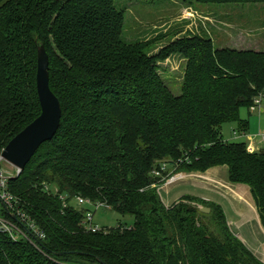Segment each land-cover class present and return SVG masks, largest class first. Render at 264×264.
Returning a JSON list of instances; mask_svg holds the SVG:
<instances>
[{
	"label": "trees",
	"instance_id": "obj_1",
	"mask_svg": "<svg viewBox=\"0 0 264 264\" xmlns=\"http://www.w3.org/2000/svg\"><path fill=\"white\" fill-rule=\"evenodd\" d=\"M116 1L0 0V159L41 115L39 44L62 108L56 136L7 184L45 239L14 240L0 228V264H263L220 206L185 196L168 207L158 191L180 162L184 172L226 166L231 184L250 188L264 226V151L228 143L220 131L231 123L245 129L241 109L264 96V50L218 49L211 38L190 35L153 55L151 41L125 40ZM175 55L186 61L179 95L159 72ZM162 164L170 169L156 177ZM93 204L134 225L85 231V207ZM3 207L0 218L21 224ZM211 217L213 230L205 224Z\"/></svg>",
	"mask_w": 264,
	"mask_h": 264
},
{
	"label": "rangeland",
	"instance_id": "obj_2",
	"mask_svg": "<svg viewBox=\"0 0 264 264\" xmlns=\"http://www.w3.org/2000/svg\"><path fill=\"white\" fill-rule=\"evenodd\" d=\"M116 5L126 15L123 35L125 40L151 41L149 51L153 55L158 54L173 40L190 35L214 39L216 48L227 44L233 47L264 50V45L261 43L264 41V31H261V25H264V5L201 4L195 0H117ZM257 29L261 33H258ZM256 37H260L261 41ZM185 63L182 56L175 55L159 64L160 74L177 95L181 92V87L177 85L184 76ZM255 111L254 113L251 109H241L240 119L244 121L249 119L250 127H254V136L258 134L264 136V114H260L259 108ZM220 131L225 141L235 139L234 133H239L235 123L223 125ZM238 141L241 142L242 139ZM3 167L13 173L11 165L5 163ZM184 174L190 176L169 186L173 177L182 178ZM199 175H201L199 172H184L181 167L172 169V173H169L158 191L163 203L170 206L174 202L178 203L185 196L213 202L211 182ZM222 206L227 212V207ZM85 209L94 212V223L103 230H110L119 225L133 226L135 222L133 217L122 216L106 206H102L97 211L89 207ZM228 216H231L230 211L227 212ZM205 224L212 230L215 229L212 217L206 219Z\"/></svg>",
	"mask_w": 264,
	"mask_h": 264
},
{
	"label": "crops",
	"instance_id": "obj_3",
	"mask_svg": "<svg viewBox=\"0 0 264 264\" xmlns=\"http://www.w3.org/2000/svg\"><path fill=\"white\" fill-rule=\"evenodd\" d=\"M261 31L258 30L257 32L261 33ZM258 38L261 41L260 37H256V39ZM213 42L215 44L214 39ZM261 43L264 45V41H261ZM223 48H231L237 50H248V49L256 50L253 48H244V47H236V46L233 47L227 44H225L222 47H219L218 49H223ZM260 50L261 49H258L256 51H260ZM262 101L263 102L261 103L260 107H258L260 114H264V98L262 99ZM255 112L256 111H254V113ZM241 122L246 124V128L241 129L240 126L236 124L237 129L239 131V133L237 132L234 133V138L236 140L231 139L230 141H226V142L245 143L247 145V148L249 146L254 150V153H260L264 151V141H262L261 139L262 134H258V136H254L255 134L254 127L252 126L250 127L249 119H247V121L241 120ZM261 124L263 126V121ZM238 139H242V141L240 142L238 141ZM259 139L261 142L257 141ZM220 172L222 173V175H220ZM190 174H184L182 178L178 177L179 179L170 181L169 186H171V184H175L179 182L180 180H184L188 178ZM200 174L201 175L199 176L211 182L210 191L213 193V202L201 198L199 199L220 206L225 213L226 220L230 228L231 227L236 228L238 232L237 237L240 239V241L264 264V226L259 216L250 188L245 185L231 184L229 182L228 167L226 166L212 168L207 172ZM238 197L241 198L239 199ZM175 203L176 202L170 204V206H172ZM222 205H225V207H227L228 209L227 212L230 211L231 214L230 217L229 216L227 217V212Z\"/></svg>",
	"mask_w": 264,
	"mask_h": 264
},
{
	"label": "water",
	"instance_id": "obj_4",
	"mask_svg": "<svg viewBox=\"0 0 264 264\" xmlns=\"http://www.w3.org/2000/svg\"><path fill=\"white\" fill-rule=\"evenodd\" d=\"M50 60L43 45H38L37 92L41 106V115L4 149L1 158L11 167L23 171L36 155L40 147L53 140L59 131L62 119V108L59 99L50 88ZM210 213L207 208H201ZM238 236L235 227H231Z\"/></svg>",
	"mask_w": 264,
	"mask_h": 264
},
{
	"label": "built area",
	"instance_id": "obj_5",
	"mask_svg": "<svg viewBox=\"0 0 264 264\" xmlns=\"http://www.w3.org/2000/svg\"><path fill=\"white\" fill-rule=\"evenodd\" d=\"M264 98L263 95H261L260 97H258L255 101H254V105L251 107V111L254 112L258 107H260L261 103H262V99ZM261 139L262 141H264V136L261 135ZM248 151L251 153H254V150L252 148H250L248 146ZM1 162L6 163L2 158L0 159ZM181 164V162L179 164H177L175 166V168H173V170L178 169L179 165ZM13 168V167H12ZM169 164H162L161 166V170L155 172V176L156 177H160L162 175L163 172L169 170ZM13 173L6 171V169L1 170L0 172V213L2 211V209L4 208L3 206L7 207L8 210L11 211V213L19 218L21 224H16L13 223L9 220H5L0 218V228L1 231L4 233L9 234V236L14 239H20V238H26L29 241H36L37 240H44L45 239V235L43 232H41L37 226L30 221L27 216L21 212L19 209H17V205L14 203L15 199L14 196L11 195V193L8 191L7 188V184L8 181L11 177L14 176V173H19L20 171L13 168ZM178 179V177H173L171 179V181ZM78 204L79 205H86L89 204L90 202L79 198L78 200ZM91 204V203H90ZM103 205L102 204H93V207L95 209V211H97L99 208H101ZM91 208V209H92ZM83 227L85 229V231L90 232V233H98L100 231H102V228H100L98 225H95L94 223V212H86L84 220H83Z\"/></svg>",
	"mask_w": 264,
	"mask_h": 264
},
{
	"label": "bare ground",
	"instance_id": "obj_6",
	"mask_svg": "<svg viewBox=\"0 0 264 264\" xmlns=\"http://www.w3.org/2000/svg\"><path fill=\"white\" fill-rule=\"evenodd\" d=\"M238 198H239V197H238ZM240 198H241V197H240ZM240 198H239V199H240Z\"/></svg>",
	"mask_w": 264,
	"mask_h": 264
}]
</instances>
